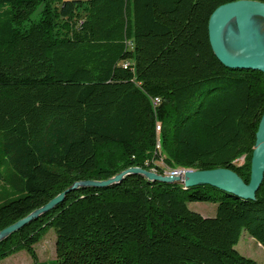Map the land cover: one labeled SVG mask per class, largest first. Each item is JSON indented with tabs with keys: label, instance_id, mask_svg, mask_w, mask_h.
Masks as SVG:
<instances>
[{
	"label": "trees",
	"instance_id": "16d2710c",
	"mask_svg": "<svg viewBox=\"0 0 264 264\" xmlns=\"http://www.w3.org/2000/svg\"><path fill=\"white\" fill-rule=\"evenodd\" d=\"M234 1L0 0V231L131 167L249 183L264 74L222 64L208 29ZM190 202L216 203L215 217ZM50 229L57 264H260L235 246L245 230L264 247V181L255 200L137 174L81 188L0 242V261L39 264Z\"/></svg>",
	"mask_w": 264,
	"mask_h": 264
},
{
	"label": "water",
	"instance_id": "95a60500",
	"mask_svg": "<svg viewBox=\"0 0 264 264\" xmlns=\"http://www.w3.org/2000/svg\"><path fill=\"white\" fill-rule=\"evenodd\" d=\"M209 39L216 57L229 68L253 69L264 74V2L238 0L218 7L209 20ZM141 175L149 181L180 184L184 188L210 185L238 198L255 200L264 181V114L256 134L251 160L250 182L246 183L228 168L212 170L183 169L180 175L160 174L154 170L131 167L106 180H83L57 195L0 231V242L56 208L66 194L81 188H107L121 183L129 175Z\"/></svg>",
	"mask_w": 264,
	"mask_h": 264
},
{
	"label": "rangeland",
	"instance_id": "374dc122",
	"mask_svg": "<svg viewBox=\"0 0 264 264\" xmlns=\"http://www.w3.org/2000/svg\"><path fill=\"white\" fill-rule=\"evenodd\" d=\"M44 4H41L31 14L30 19L26 25L39 20ZM163 166V163H158ZM165 173H170L166 170ZM189 209L199 213L203 217H215L217 211V204L213 202H190ZM56 234L54 229H50L42 240L35 246L38 255L39 264H57L56 257ZM235 249L243 256L253 259L260 264H264V247L258 243L247 231H243L238 244ZM0 264H35L30 255L26 251L18 252L4 260Z\"/></svg>",
	"mask_w": 264,
	"mask_h": 264
},
{
	"label": "bare ground",
	"instance_id": "6f19581e",
	"mask_svg": "<svg viewBox=\"0 0 264 264\" xmlns=\"http://www.w3.org/2000/svg\"><path fill=\"white\" fill-rule=\"evenodd\" d=\"M158 129H159V127H158ZM180 172L183 173V169H179V170H175V171H170L169 174H172V175H180Z\"/></svg>",
	"mask_w": 264,
	"mask_h": 264
},
{
	"label": "built area",
	"instance_id": "2783aa9c",
	"mask_svg": "<svg viewBox=\"0 0 264 264\" xmlns=\"http://www.w3.org/2000/svg\"><path fill=\"white\" fill-rule=\"evenodd\" d=\"M125 67H127V65H125ZM160 102V99L159 98H155L154 101H153V104L154 105H158ZM158 127H160L159 125L157 126V130H158ZM169 174V173H168ZM180 174H182V172H180ZM172 175V174H171Z\"/></svg>",
	"mask_w": 264,
	"mask_h": 264
}]
</instances>
